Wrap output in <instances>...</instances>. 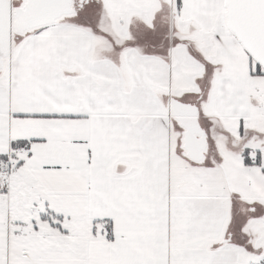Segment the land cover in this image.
<instances>
[{
	"label": "snow or ice",
	"instance_id": "obj_1",
	"mask_svg": "<svg viewBox=\"0 0 264 264\" xmlns=\"http://www.w3.org/2000/svg\"><path fill=\"white\" fill-rule=\"evenodd\" d=\"M0 264H264V0H0Z\"/></svg>",
	"mask_w": 264,
	"mask_h": 264
}]
</instances>
